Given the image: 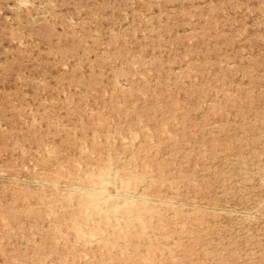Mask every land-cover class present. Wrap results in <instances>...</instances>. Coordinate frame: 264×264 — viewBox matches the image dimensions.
<instances>
[{
    "label": "rangeland",
    "instance_id": "rangeland-1",
    "mask_svg": "<svg viewBox=\"0 0 264 264\" xmlns=\"http://www.w3.org/2000/svg\"><path fill=\"white\" fill-rule=\"evenodd\" d=\"M0 264H264V0H0Z\"/></svg>",
    "mask_w": 264,
    "mask_h": 264
},
{
    "label": "bare ground",
    "instance_id": "bare-ground-1",
    "mask_svg": "<svg viewBox=\"0 0 264 264\" xmlns=\"http://www.w3.org/2000/svg\"><path fill=\"white\" fill-rule=\"evenodd\" d=\"M68 21V20H67ZM102 173L101 172H99V171H96V172H94V171H92L89 175V177H90V179H95L94 181L93 180H89L88 181V183H90L89 184V186H91V184H93V183H95V181H99V176L101 175ZM105 174H106V172H105ZM109 174V173H108ZM131 180V179H130ZM93 181V183H91ZM107 181V180H106ZM105 181V182H106ZM108 182V181H107ZM101 183V182H100ZM94 185V184H93ZM76 188V187H75ZM72 189H74V188H72ZM77 189V188H76ZM87 189V188H86ZM97 189V188H96ZM103 189V188H102ZM83 190H84V188H83ZM88 190V189H87ZM106 189H104V191H105ZM90 193H91V195H90V202H95L96 201V197H95V195H92V192L93 191H96V190H94L93 188H89V190H88ZM105 195V194H104ZM118 197L120 196V195H117ZM122 196V195H121ZM109 197V196H108ZM106 198V197H105ZM121 203H123L124 205H123V211L124 212H128V213H132V214H134L135 216H137L138 217V210H139V206L137 205V203H133V202H127L126 201V199H124L123 201H121ZM117 204L118 203H115V201H107V209H108V212L107 213H109V212H112V211H114V210H116L117 209ZM113 217V216H112ZM106 219H109V214H107L106 215ZM93 242V241H92Z\"/></svg>",
    "mask_w": 264,
    "mask_h": 264
}]
</instances>
